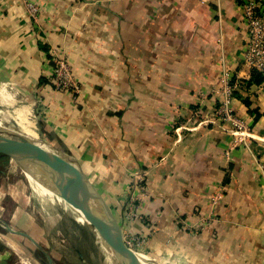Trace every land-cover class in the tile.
I'll return each instance as SVG.
<instances>
[{"label": "crops", "instance_id": "0c3cea01", "mask_svg": "<svg viewBox=\"0 0 264 264\" xmlns=\"http://www.w3.org/2000/svg\"><path fill=\"white\" fill-rule=\"evenodd\" d=\"M241 2L0 0V83L40 106V135L79 160L159 264H264V82L247 84ZM56 49L77 94L52 83ZM225 71L241 81V126L221 115Z\"/></svg>", "mask_w": 264, "mask_h": 264}, {"label": "rangeland", "instance_id": "374dc122", "mask_svg": "<svg viewBox=\"0 0 264 264\" xmlns=\"http://www.w3.org/2000/svg\"><path fill=\"white\" fill-rule=\"evenodd\" d=\"M14 90L15 87L11 91ZM19 101L28 103L31 100L19 97ZM38 107L34 105L36 115L39 113ZM11 112L9 106L0 104V115L14 124ZM1 170L7 172V177L0 173V240L7 244L12 254L7 264H50L48 256L34 240L49 253L52 264L108 263L105 250L88 222L74 217L67 205L53 194L46 192L43 198L38 195L36 180L39 179L51 188L57 187L59 191H64L61 193L66 199L77 203L75 193L63 187L52 165L37 160L21 148L0 145ZM140 172L142 176L145 173L142 170ZM33 176L37 178L34 180ZM152 261L159 264L160 260L154 258Z\"/></svg>", "mask_w": 264, "mask_h": 264}, {"label": "water", "instance_id": "95a60500", "mask_svg": "<svg viewBox=\"0 0 264 264\" xmlns=\"http://www.w3.org/2000/svg\"><path fill=\"white\" fill-rule=\"evenodd\" d=\"M0 145L21 148L37 160L53 166L63 187L75 193L79 208L105 250L107 264H147L139 252L127 245L124 224L113 214L76 157L49 142L40 133L36 137L29 136L17 124L4 118L0 122ZM34 242L52 264L49 253L37 241Z\"/></svg>", "mask_w": 264, "mask_h": 264}, {"label": "built area", "instance_id": "2783aa9c", "mask_svg": "<svg viewBox=\"0 0 264 264\" xmlns=\"http://www.w3.org/2000/svg\"><path fill=\"white\" fill-rule=\"evenodd\" d=\"M244 8V17L248 25V44L245 52V63L251 69H258L264 74V14L261 10V5L258 0H242ZM28 6L33 15L38 13L39 9L32 2H28ZM54 68L52 83L57 90L69 91L74 94L80 92V86L74 77L70 64L63 55L54 50ZM241 81L234 79L233 75L227 71L223 73V86L221 93L223 95V103L221 115L227 120H232L237 126H241L240 120L236 118L235 111L232 108V100L235 97V91L240 87ZM142 173L136 171L132 188L134 191L142 189L143 178ZM143 177V176H142ZM140 209V199L132 195L130 205L127 210V217L130 220L138 218V210ZM125 241L127 245L139 252L146 255L144 252L148 238L147 236L133 234L132 232H124Z\"/></svg>", "mask_w": 264, "mask_h": 264}, {"label": "bare ground", "instance_id": "6f19581e", "mask_svg": "<svg viewBox=\"0 0 264 264\" xmlns=\"http://www.w3.org/2000/svg\"><path fill=\"white\" fill-rule=\"evenodd\" d=\"M11 90L12 89L9 87L8 84L0 83V104L9 106L12 109L11 115L13 116L15 123L26 134H28L29 136H35V137L38 136V134H39L38 126H37L38 120H37L36 114L34 113V107H33L32 103L20 102L19 98L16 95V92L15 91L13 92ZM0 122H1V118H0ZM32 174H33V172H32ZM32 178L35 180L37 177L33 176ZM36 181L38 182V185H39V188H38V190H39L38 195L39 196L42 197L43 195H45L46 192H48L49 194H53L54 196H56V198L59 201L65 203L67 205V208H69V213H71L78 220L84 221L87 223V219H86L84 213L82 212V210L79 208L78 204L77 203L74 204V203L70 202L69 199H66L61 193L62 190L59 191L57 187L51 188L50 186H48V184L46 182H44V181L41 182L39 179ZM62 192H64V191H62ZM46 203H47V201H46ZM77 251H78V248H77ZM142 256L146 259L147 264H155L152 261V259L149 258L150 256L149 257H147V255H142Z\"/></svg>", "mask_w": 264, "mask_h": 264}, {"label": "trees", "instance_id": "16d2710c", "mask_svg": "<svg viewBox=\"0 0 264 264\" xmlns=\"http://www.w3.org/2000/svg\"><path fill=\"white\" fill-rule=\"evenodd\" d=\"M264 82V74L258 69H252V77L247 81L248 85L252 84H262Z\"/></svg>", "mask_w": 264, "mask_h": 264}]
</instances>
